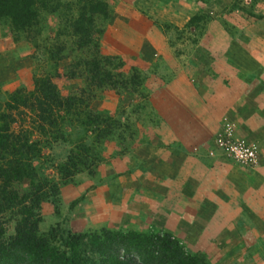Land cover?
<instances>
[{
	"label": "rangeland",
	"instance_id": "rangeland-1",
	"mask_svg": "<svg viewBox=\"0 0 264 264\" xmlns=\"http://www.w3.org/2000/svg\"><path fill=\"white\" fill-rule=\"evenodd\" d=\"M78 1L56 0L40 8L26 29L0 22V112L7 111L12 93L38 95L47 80L63 97L82 102L74 113L62 112L64 134L55 127L46 133L31 129L41 147L32 161L38 176L59 184L57 200L42 204L39 232L59 224L71 233H170L188 253L210 264H264V144L256 164L242 165L228 160L215 143L224 121L236 132L241 129L236 114L242 107L218 118L220 130L212 139L226 160L218 165L227 167L222 182L228 191L216 194L220 202L210 201L212 186L203 188V203L173 201L168 189H150L145 170V165L171 163L161 151L182 154L173 143V125L159 131L166 120L154 99L163 93L174 98L180 89L171 84L156 93L161 81L189 68L190 78L197 84L204 78L213 95L225 93L221 81L236 95L264 97V0H104L112 13L96 15L94 32L82 36L71 25L79 18ZM21 111L15 130L42 124L27 107ZM256 113L264 120L263 109ZM250 130L241 137L264 140ZM83 143L95 150L96 172L65 180L59 168ZM30 185L24 179L15 187L24 192ZM13 213L1 217L7 237L15 231Z\"/></svg>",
	"mask_w": 264,
	"mask_h": 264
},
{
	"label": "trees",
	"instance_id": "trees-1",
	"mask_svg": "<svg viewBox=\"0 0 264 264\" xmlns=\"http://www.w3.org/2000/svg\"><path fill=\"white\" fill-rule=\"evenodd\" d=\"M55 1L0 0V22L10 21L16 30L29 28L37 21L38 10L48 8ZM143 1L148 3V0ZM158 1L167 3L163 0H152V3ZM78 2H82L75 5L80 9L79 18L71 25L81 36L94 32L96 15L109 17L113 11L104 0ZM23 92L12 93L7 111L0 112V264H210L188 253L170 233L142 234L107 229L95 234L71 233L59 224L40 233L42 204L49 199L57 200L59 184L38 176L32 161L41 154V147L32 139L31 129L46 133L55 127L58 135L64 134L60 128L63 124L60 122H65L62 112L74 113L75 105L82 102L77 96L63 97L51 80L42 83L38 95H21ZM25 107L42 124L37 126L32 121L35 127L15 130L17 117L24 113L21 109ZM86 144L74 146L59 168L65 180L79 172L95 174L98 158L93 147ZM24 179L30 180L31 185L28 191L21 192L15 184ZM12 210L16 226L14 234L7 237L1 217Z\"/></svg>",
	"mask_w": 264,
	"mask_h": 264
},
{
	"label": "crops",
	"instance_id": "crops-1",
	"mask_svg": "<svg viewBox=\"0 0 264 264\" xmlns=\"http://www.w3.org/2000/svg\"><path fill=\"white\" fill-rule=\"evenodd\" d=\"M178 17L174 19H180L181 16ZM186 17L183 16V18ZM186 70H180L173 78H169L170 81L163 80L158 86L156 93L168 90L171 84L179 86L180 92H177L174 98H171L172 95L164 93L154 95V99L158 101L159 114L165 117L166 121L168 120L166 118L172 119V124L163 122L159 131L167 129L166 124L170 127L173 125V143L182 151V154H177L174 151L172 156V154L167 155L166 151H161L164 160L171 161V163L165 167L153 165V169H149L150 167L145 165V170H149L146 174L147 179L152 186L150 189L164 188L166 191L168 189V192L173 195L172 200H177L179 203L192 201L196 203V199L200 204L199 196H203L200 195L201 193L205 194L203 188L210 189L211 186L210 201L220 202L216 194L225 193L228 190L225 189L226 186L222 182V167L224 169L227 167L218 165L226 163V160L218 155L221 153L216 148L214 149V142H212L215 134L220 130L218 118L231 107H242V114H236L241 122V129L238 128L237 134L241 136L245 133L244 129H252L250 131L255 134V137L260 135L264 139L263 115L256 113L261 109L264 111V97H258L256 92L248 97L236 95L233 88L227 87L221 81L219 88L225 93L213 95L214 93L207 89L204 78H201V83L197 84L199 80L191 79V73ZM163 85H165L164 88ZM164 97H167L168 102ZM245 119L247 122H242ZM250 121L252 122L251 127H249ZM248 139L256 141L260 148L263 147L261 143L264 144V140L260 142L254 137ZM211 150L217 152L215 156L209 154ZM168 169H174V175ZM178 208L177 211L182 210L179 206Z\"/></svg>",
	"mask_w": 264,
	"mask_h": 264
},
{
	"label": "built area",
	"instance_id": "built-area-1",
	"mask_svg": "<svg viewBox=\"0 0 264 264\" xmlns=\"http://www.w3.org/2000/svg\"><path fill=\"white\" fill-rule=\"evenodd\" d=\"M215 139L216 147L228 160L239 164L254 165L258 161L260 147L256 141H250L237 135L236 129L228 122L222 124ZM215 151L212 150L211 155Z\"/></svg>",
	"mask_w": 264,
	"mask_h": 264
}]
</instances>
